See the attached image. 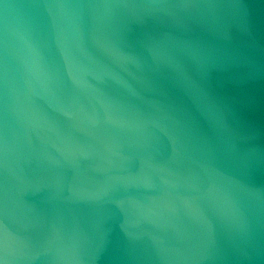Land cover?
I'll list each match as a JSON object with an SVG mask.
<instances>
[{
	"label": "water",
	"instance_id": "water-1",
	"mask_svg": "<svg viewBox=\"0 0 264 264\" xmlns=\"http://www.w3.org/2000/svg\"><path fill=\"white\" fill-rule=\"evenodd\" d=\"M0 264H264V0H0Z\"/></svg>",
	"mask_w": 264,
	"mask_h": 264
}]
</instances>
